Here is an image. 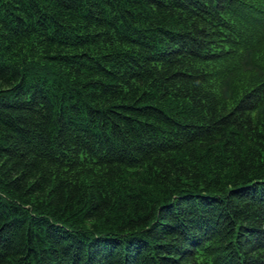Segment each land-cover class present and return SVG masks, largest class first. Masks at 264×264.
<instances>
[{
  "label": "trees",
  "instance_id": "trees-1",
  "mask_svg": "<svg viewBox=\"0 0 264 264\" xmlns=\"http://www.w3.org/2000/svg\"><path fill=\"white\" fill-rule=\"evenodd\" d=\"M0 264H264V0H0Z\"/></svg>",
  "mask_w": 264,
  "mask_h": 264
}]
</instances>
